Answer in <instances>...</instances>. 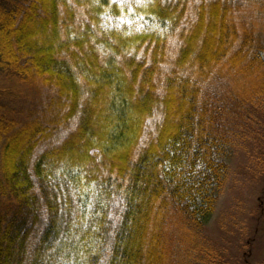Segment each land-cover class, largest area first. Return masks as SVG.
Returning <instances> with one entry per match:
<instances>
[{
	"label": "trees",
	"instance_id": "1",
	"mask_svg": "<svg viewBox=\"0 0 264 264\" xmlns=\"http://www.w3.org/2000/svg\"><path fill=\"white\" fill-rule=\"evenodd\" d=\"M264 0H0V264H229L207 227L264 122Z\"/></svg>",
	"mask_w": 264,
	"mask_h": 264
},
{
	"label": "rangeland",
	"instance_id": "2",
	"mask_svg": "<svg viewBox=\"0 0 264 264\" xmlns=\"http://www.w3.org/2000/svg\"><path fill=\"white\" fill-rule=\"evenodd\" d=\"M252 138L232 159L230 179L206 230L229 264H264V122Z\"/></svg>",
	"mask_w": 264,
	"mask_h": 264
}]
</instances>
